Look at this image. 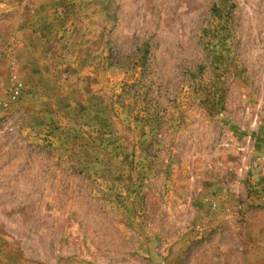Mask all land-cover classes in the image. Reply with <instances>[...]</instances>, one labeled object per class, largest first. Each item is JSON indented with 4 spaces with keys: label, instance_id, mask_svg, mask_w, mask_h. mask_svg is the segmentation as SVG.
<instances>
[{
    "label": "rangeland",
    "instance_id": "374dc122",
    "mask_svg": "<svg viewBox=\"0 0 264 264\" xmlns=\"http://www.w3.org/2000/svg\"><path fill=\"white\" fill-rule=\"evenodd\" d=\"M0 264H264V0H0Z\"/></svg>",
    "mask_w": 264,
    "mask_h": 264
}]
</instances>
